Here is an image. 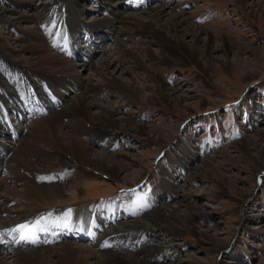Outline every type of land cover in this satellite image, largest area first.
<instances>
[{"label":"rangeland","instance_id":"1","mask_svg":"<svg viewBox=\"0 0 264 264\" xmlns=\"http://www.w3.org/2000/svg\"><path fill=\"white\" fill-rule=\"evenodd\" d=\"M146 2L149 3L145 5ZM252 2L254 0H246L244 8L233 0H0V78L3 81V75H8V72L20 73L27 80L38 77L40 70L32 69L31 74L26 76L24 69H19L23 65L15 66V62L8 58L15 51L18 53L23 45H34L41 39L54 55L69 60L73 73L81 77V81L99 83L101 75L98 66L101 57H106L112 63L110 76L116 77L125 86V89L116 85L101 86L90 96L99 105L112 110L116 117L124 119L128 126L103 129L84 121L82 129L94 130L87 143L93 149L114 155L118 172L130 181H114L71 154L54 149L56 153L51 158L45 157L41 162L35 159L33 162L42 168L40 174L54 175L57 177L54 180L65 185L67 197L61 202H17L18 205L60 213L68 208L76 211L81 207L93 208L104 200L127 199V202L130 198L141 196L148 199V202L140 204L135 203L136 198L130 200L128 204L135 210L155 201L148 196L156 191V195L160 196L152 209L176 207L185 211L188 206L202 207L198 212L200 214L195 216V226L199 231L219 234L222 239L215 243L198 234L151 227L143 233H134L132 237L136 236V240L122 237L120 247L116 248L121 255L139 254L143 248L148 251L143 255L147 264H264V165H254L249 170L246 168L247 160L241 158L238 149L242 141L250 138L257 139L260 147H264V15L260 20L251 15L248 5ZM257 2L264 6V0ZM138 3L143 7L136 8ZM154 8L164 9L166 18L168 13H174L189 24L206 27L218 43H221L222 37H227L233 48L240 49L241 59L249 64L254 73L237 77L235 73L233 76L218 75L216 70H212L213 80L220 84V87H215L192 62L188 65L156 63L155 60H160L163 46L150 43L143 45L151 49L149 52L146 48L139 49L135 38L122 33L124 24L121 20L114 22L110 30L98 31L106 19L122 18L128 13L143 16L153 13ZM72 9L75 14L71 19L69 11ZM74 21L78 25L77 30L70 26ZM100 33H103L101 38L95 36ZM69 35L73 47L69 44L63 54L61 50H64L65 38ZM88 39L93 40L91 45ZM56 42L62 49H57ZM119 45L138 51L143 65H138L133 59H121L117 53ZM71 49L77 50L79 55H72ZM30 53L32 51L25 50L17 56L25 62ZM86 54L92 60H84L82 56ZM215 54L217 62L235 57L233 53L226 54L223 48ZM245 61H242L243 64ZM52 73L53 78L64 79L65 88L57 85L54 88L57 91L51 87L42 90V105H46L48 110L44 108L43 112L37 113L39 118L60 110V104L66 105L75 96L73 87L78 78L64 71L50 72V75ZM151 74H157L166 87L193 96L186 101L190 107L172 111L164 105H145L131 97L128 88L136 83L147 94L156 92V86L148 76ZM21 75L16 81L13 77L5 83L13 84ZM148 85L151 88H147ZM61 92L64 101L59 100L61 95L55 98ZM8 115L7 126L23 127L37 137V131L29 127L27 121L15 120L16 112ZM75 123L76 117L70 115L58 125L78 135L75 129L79 126L74 127ZM140 125H145L144 132L137 129ZM49 132L54 137L53 128ZM102 132L108 133L106 137L101 135ZM0 141L5 148L23 145L17 138L2 134ZM42 146L36 149L39 145L30 142L27 150L30 153L40 150V154L49 150ZM227 152L231 156L222 157ZM123 153L130 155L140 166L130 165L128 159L122 158ZM204 164L225 187L206 176ZM15 174L11 175L12 178L7 176L9 185L23 187ZM168 182L172 187L168 188ZM192 194L190 199L186 196ZM108 209L110 214L116 213L114 207ZM112 217L116 215L112 214ZM137 218L147 222L143 216ZM133 219L136 218H120L117 222H121L114 225L123 227L124 222ZM0 256L5 264H15L13 256L6 253Z\"/></svg>","mask_w":264,"mask_h":264},{"label":"bare ground","instance_id":"2","mask_svg":"<svg viewBox=\"0 0 264 264\" xmlns=\"http://www.w3.org/2000/svg\"><path fill=\"white\" fill-rule=\"evenodd\" d=\"M233 1L238 6L246 7V0ZM148 3L146 2L145 5ZM135 7L141 8L143 4L138 3ZM248 7L251 9L250 12L253 17H256L258 20L263 17L264 6L260 5L257 0L250 3ZM164 13L166 12L162 8H154L153 13H146V16L128 13L123 15L122 18L115 17L104 20L100 24L98 31L104 29L110 30L114 22L121 20L124 24L122 33L135 38L139 49L146 48V52H149L151 49L143 47V45L148 46L150 43H158L163 46L160 60H155L156 63L169 62L170 64L188 65L192 62L206 74L215 87H220V84L213 80L211 75L212 70H216L215 72L218 75L233 76V73H235L237 77H245L247 73L248 75L254 73L249 68V64L241 59L240 49L236 47L234 49L227 37H222L220 39L221 43H218L214 40L212 31L206 27L189 24L186 22V19L174 13H168L166 18ZM74 14L73 9L69 11L71 19L74 17ZM70 26L75 30L78 29L75 21ZM90 34L92 33L90 32ZM101 35L103 33L95 34L98 38H101ZM68 37L65 38L66 45L64 50H61L63 54L66 53L70 44L71 36L69 35ZM38 40L39 42H36L34 45H23L18 50V53L15 51L8 58L15 62V66L23 65L19 69L23 68V74L26 76L31 74L32 69L40 70L38 77L27 80L23 79L20 73L11 72L9 74L8 72V75H3L5 81L0 78V134L9 136L12 139L17 138L23 144L22 147H7V149L5 146L2 147L0 143V254L6 253L13 256L15 264H147V260L143 257L148 252L146 249L142 248L140 249L141 253H134L130 256L121 255L120 252H117V249L120 247L122 237L135 239L136 236L132 237L134 233H143L151 227H155L158 230L168 229L175 232L181 231L188 234H198L218 243L222 239L219 234H209L207 230L199 231L194 224L195 216L200 214L198 212L202 207L188 206L187 209L185 208V211H181L176 207H171V209L165 207L152 209L157 203V197L160 196L156 195V191L148 196L155 198V201L146 204L143 209L136 208L135 210H132V205L128 204L131 202L130 200L136 198L135 203L140 204L141 202H148V199L141 196L139 198H130L127 202L125 201L127 199L104 200L96 204L97 206L94 205L95 207L93 208L92 206L81 207L77 211L68 208L61 210L60 213L34 210L25 204L18 205L17 202L39 203L40 201L61 202L65 200L67 197L65 185L54 180L55 178L57 179L54 175L40 174L42 168L33 162L35 159L41 162L45 157L51 158L55 155V150L71 154V156L84 165H89L102 174H106L114 181H130L124 179L127 177L122 176L118 172V163L114 160L116 159L114 155H108L105 150L99 151L93 149V146L91 147V144L87 143L88 136L94 133V130L82 129V122L84 123V121L103 129H110L119 125L128 126L124 122V119L116 117L112 110L99 105L90 96V93L97 91V88L101 86L116 85L119 88L125 89V86L121 85L116 77L110 76L112 63L106 57H101L98 66V71L101 75L99 83L81 81V77L73 73V65H71L68 59L61 58L57 54L54 55L55 53L44 43V40ZM92 41V39L87 40L90 45ZM55 45L57 47L58 42ZM70 46L73 47V44H70ZM219 48H223L226 54L233 53L234 59H224L217 62L215 53L218 52ZM57 49L62 48H59L58 45ZM25 50H30L32 53L29 54V57L24 62L17 54ZM70 53L72 55H79L77 50L72 51L71 49ZM117 53L121 59H133L138 65H143L138 51H133L124 45H119ZM82 57L86 61L92 60L88 54ZM149 57L152 58L150 55ZM242 61H245V63L243 64ZM25 67L29 69H25ZM12 69L15 70L16 68ZM55 71H64L68 75L78 78L73 87L75 96L66 105L62 106L59 103L61 106L60 110L52 111L47 116L39 118L37 113H41L44 111V108H48L46 105H42L44 103L42 90L50 87L54 90L57 85L58 87L62 86L65 88L63 85L64 79L53 78V73L50 75V72ZM18 75L21 76L15 82ZM148 76L154 82L156 92L147 94L142 90L143 87L139 83H136L128 88L131 92V97L136 98L138 101L140 100L139 102L142 101L141 103L145 105H152L154 103L164 105L165 108L172 111H182L184 108L190 107L186 101L193 96L190 97L185 92L166 87L157 74ZM13 77L15 83H5L9 82L6 80H13ZM49 79L50 81H48ZM147 88H151V86L148 85ZM54 91H57V89ZM60 95L61 98L59 100L63 99L64 101L63 92L57 93L55 98H59ZM8 112H16L15 120L17 121H27L30 124L29 127L37 131V137H34V134L27 130H23V127L14 128L11 125L10 127L7 126ZM70 115L76 117L74 127L79 126V128L74 129L78 130V135L74 134V131H68L64 126L58 125L60 121L63 124L64 118ZM144 127L140 125L137 129L140 132H144ZM51 128L54 130V137L49 132ZM125 130L128 129L125 128ZM107 134L102 132L101 135L106 137ZM30 142L39 145L36 149L43 147V144L49 150L41 154L40 150L30 153L27 150ZM238 149L242 154L241 158L247 160L246 168H249V170L254 165H264V147H260L257 139L250 138L248 141H242ZM228 152L223 153L222 157L231 156L229 155L230 152ZM122 158L128 159L130 165L140 166L130 155L123 153ZM209 168L206 165L203 167L206 176L213 181L215 180V183L217 181L218 185L225 187ZM15 172L16 180L23 183V187L21 188L9 185L7 181V176L11 177ZM170 187L172 185L168 182V188ZM186 196L190 199L193 197V194ZM121 201L122 204L119 205ZM89 207L92 209H88ZM111 207L116 209V213H112L116 217H112V214H110L111 211L108 208ZM84 208H87V210ZM139 215L143 216L147 222L137 218L141 217ZM125 217L136 219L124 222L123 227H115V225L121 222H117L118 219ZM151 223H153V226ZM22 225L25 227L21 229L20 226ZM112 226L114 227L112 228ZM98 230L99 233H97ZM26 233L30 235V238L21 240L20 237ZM73 235H76V237L74 238ZM73 242H76V244ZM147 249L149 250L150 247H147ZM0 264H5L1 256ZM163 264L167 263L163 262Z\"/></svg>","mask_w":264,"mask_h":264},{"label":"snow or ice","instance_id":"3","mask_svg":"<svg viewBox=\"0 0 264 264\" xmlns=\"http://www.w3.org/2000/svg\"><path fill=\"white\" fill-rule=\"evenodd\" d=\"M20 227H21V229H22V228H24L25 226L22 225V226H20ZM29 238H30V235L27 234V233L24 234V235H22V236L20 237L21 240H25V239H29Z\"/></svg>","mask_w":264,"mask_h":264}]
</instances>
